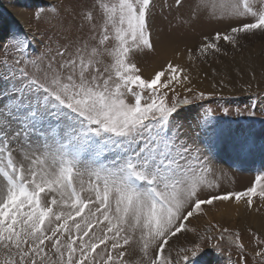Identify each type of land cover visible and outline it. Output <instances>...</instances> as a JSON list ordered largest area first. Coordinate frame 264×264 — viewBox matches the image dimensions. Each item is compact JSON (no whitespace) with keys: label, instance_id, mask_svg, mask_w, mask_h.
Segmentation results:
<instances>
[{"label":"snow or ice","instance_id":"6c2138e0","mask_svg":"<svg viewBox=\"0 0 264 264\" xmlns=\"http://www.w3.org/2000/svg\"><path fill=\"white\" fill-rule=\"evenodd\" d=\"M175 5L183 7V0ZM152 6L153 0H96L81 14L94 32L101 17L98 44H76L72 52L63 45L54 56H34L25 34L0 35V49L19 53L11 64L0 58L6 69L0 77V264H128L132 246L140 264H189L188 254L195 257L200 245H176L195 231L190 218L217 202L248 209L257 197L264 202V174L244 191L202 195L215 187L207 174L218 158L216 133L204 122L207 140L191 138L178 121V110L191 100L175 96L179 85L205 98L191 86V65L228 55L223 45L235 48L245 37L264 35V0H219L211 15L228 20V30L188 48V67L168 60L146 79L133 54L155 50ZM47 15L41 9L35 18ZM109 41L111 47H102ZM104 55L111 63L104 64ZM247 148L238 145L240 152ZM233 242L243 252L239 233ZM255 254L264 261V249Z\"/></svg>","mask_w":264,"mask_h":264},{"label":"rangeland","instance_id":"374dc122","mask_svg":"<svg viewBox=\"0 0 264 264\" xmlns=\"http://www.w3.org/2000/svg\"><path fill=\"white\" fill-rule=\"evenodd\" d=\"M218 2L219 0H183V7L177 8L175 0H153L149 23L155 50L145 49L133 54L141 75L146 79L151 78L155 71L172 60L169 58L160 61L162 35L169 39L190 41L191 48L195 49L205 36L210 38L217 31L228 30V20L211 15L213 5ZM95 3L96 0H0V28L5 24L0 35H27L32 41L30 52L34 56L45 52L54 56L56 48L63 45H71L69 52L74 51L76 44L86 41L96 45L102 19L96 15L93 23L97 25V29L94 32L92 25L81 14L84 10L91 9ZM53 6L57 11H53ZM41 9L48 11L49 15L37 20L35 14ZM14 13L23 17L22 20H16ZM94 36L97 39H93ZM112 44L109 41L102 47H111ZM223 47L228 55L217 54L192 64L198 68L202 77L192 75V79H195L191 86L195 91H204L205 98L196 99L193 93L185 91L179 85L175 89L176 98L183 100L187 97L191 100L190 104L183 105L178 110V121L183 130L197 141L207 140L201 131L202 123L207 122L216 133L218 158L214 159L212 171L207 174V179L215 187L203 189V196L244 191L253 185L257 175L264 174V35L245 37L235 48L231 45ZM10 57H19V53L0 49V58L8 60L9 64L12 63ZM56 59L60 60L59 57ZM102 59L104 64L111 63V58L107 55ZM5 71L4 67H0V77L4 76ZM173 95L169 92V103L173 102ZM126 99L129 103H134L135 100L130 94ZM241 142L248 144L244 152L238 150ZM241 204L245 206L243 202ZM220 206L221 202H217L215 206H205L206 214L190 218L188 227L195 231L187 233L186 237L182 236L177 242V247L191 248L194 243L200 245V251L195 257L188 254L189 264H264L261 257L255 254L264 249V234L253 227L230 226L225 222L224 216H213L212 214H218ZM259 207L264 208V202L257 197L251 210L258 211ZM223 228H228L229 232L222 233ZM236 233H239L240 242L244 245L243 252L233 242ZM221 234L225 239H220ZM173 255L175 256V251ZM2 259L3 255L0 254V260ZM125 259L128 264H140L141 255L132 246Z\"/></svg>","mask_w":264,"mask_h":264},{"label":"bare ground","instance_id":"6f19581e","mask_svg":"<svg viewBox=\"0 0 264 264\" xmlns=\"http://www.w3.org/2000/svg\"><path fill=\"white\" fill-rule=\"evenodd\" d=\"M15 15H16L15 17L16 20L18 21L22 20L23 17H19L20 16L19 14H15ZM4 25L5 24L3 23V26ZM3 26H1V28H3ZM1 28H0V34H2ZM188 48H191L190 41L169 39L167 37H164V35H162L160 37V49H161V57H162L160 61H166L167 59L172 58L173 63H179V64H182L188 67L190 62L187 60V57L185 55V52ZM175 49H178L180 51L179 56L175 54V51H174ZM155 64L154 66H156ZM190 70H191V75H194V77L201 76L197 67L191 65ZM206 73L209 75V72H206ZM232 74L233 76L235 75V73H232ZM237 180L239 181V178ZM218 210H219L218 214L216 215L212 214V215L218 218H221L224 216L226 218L225 222H227L230 226H233V227L238 226L240 228H244L246 226L253 227L254 230L260 232L261 234H264V208L263 207H259L258 211H256L255 209L253 210L248 209L247 207L243 206L241 203L236 204L232 202H228V203L221 202V206L219 207ZM236 217L238 218V220H236L237 219ZM237 221H239V223H237Z\"/></svg>","mask_w":264,"mask_h":264}]
</instances>
